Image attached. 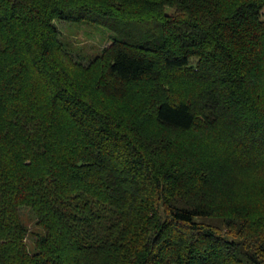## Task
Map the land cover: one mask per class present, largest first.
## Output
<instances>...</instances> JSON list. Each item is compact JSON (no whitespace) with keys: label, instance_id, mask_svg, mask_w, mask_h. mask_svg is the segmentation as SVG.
<instances>
[{"label":"trees","instance_id":"trees-1","mask_svg":"<svg viewBox=\"0 0 264 264\" xmlns=\"http://www.w3.org/2000/svg\"><path fill=\"white\" fill-rule=\"evenodd\" d=\"M262 177L264 0H0V264H263Z\"/></svg>","mask_w":264,"mask_h":264},{"label":"rangeland","instance_id":"rangeland-1","mask_svg":"<svg viewBox=\"0 0 264 264\" xmlns=\"http://www.w3.org/2000/svg\"><path fill=\"white\" fill-rule=\"evenodd\" d=\"M55 24L59 31V38L64 43L66 50L74 60L81 64L88 65L101 55L104 48L111 43L110 32L97 24L64 20L56 21ZM25 218L28 223H32L30 217ZM207 222L217 224L219 220L210 218ZM221 226H223L222 223Z\"/></svg>","mask_w":264,"mask_h":264},{"label":"snow or ice","instance_id":"snow-or-ice-1","mask_svg":"<svg viewBox=\"0 0 264 264\" xmlns=\"http://www.w3.org/2000/svg\"><path fill=\"white\" fill-rule=\"evenodd\" d=\"M261 179H262V184H264V177H262Z\"/></svg>","mask_w":264,"mask_h":264}]
</instances>
